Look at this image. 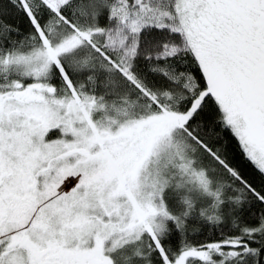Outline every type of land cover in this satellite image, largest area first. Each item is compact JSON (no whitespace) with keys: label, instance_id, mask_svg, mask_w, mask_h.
<instances>
[{"label":"snow or ice","instance_id":"6c2138e0","mask_svg":"<svg viewBox=\"0 0 264 264\" xmlns=\"http://www.w3.org/2000/svg\"><path fill=\"white\" fill-rule=\"evenodd\" d=\"M0 264H264V0H0Z\"/></svg>","mask_w":264,"mask_h":264}]
</instances>
